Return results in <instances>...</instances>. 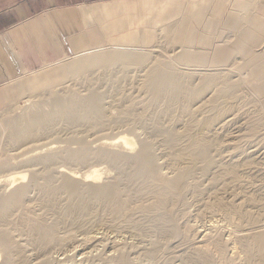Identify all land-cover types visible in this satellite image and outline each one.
<instances>
[{
    "label": "rangeland",
    "instance_id": "374dc122",
    "mask_svg": "<svg viewBox=\"0 0 264 264\" xmlns=\"http://www.w3.org/2000/svg\"><path fill=\"white\" fill-rule=\"evenodd\" d=\"M115 13L110 40L100 36L93 48L15 79L0 108V198L28 184L19 206L0 213V264H264V0H146ZM232 16L241 30L228 23ZM182 20L194 29L185 47L170 30ZM237 40L250 45L252 60L238 52ZM222 49L230 51L227 58ZM119 52L144 59H116ZM183 52L191 56L188 65L178 56ZM94 57L101 61L93 64ZM189 74L193 89L150 103L148 85L157 77ZM206 80L210 89L191 102ZM91 92L102 100L98 119L90 112L88 119L55 122L26 143L8 139L9 124L28 108L61 109ZM199 134L209 148L193 162L199 147L189 137ZM39 145L45 146L33 150ZM80 151L75 159H45ZM112 155L125 158L127 171ZM94 169L102 176L92 183L86 179ZM70 172L84 195L95 191L85 223L60 222L35 182L52 177L55 194ZM20 173L28 175L8 180ZM161 184L173 197L158 206ZM30 219L55 225L49 242L38 245Z\"/></svg>",
    "mask_w": 264,
    "mask_h": 264
},
{
    "label": "bare ground",
    "instance_id": "6f19581e",
    "mask_svg": "<svg viewBox=\"0 0 264 264\" xmlns=\"http://www.w3.org/2000/svg\"><path fill=\"white\" fill-rule=\"evenodd\" d=\"M187 20H182L178 24H174V26L171 25L172 27L170 28V30L172 31L171 33H173L174 40L178 41V39L180 38L179 41H182L184 43V44L180 45L181 47H185V46L190 45V42H191L190 36H192L194 38V29L193 28L190 29V24L187 22ZM239 20H240L239 16H238V18L236 16H232L231 18H229L228 23L234 29L241 30V27H240L241 23ZM247 22H248V20H247ZM250 29H251V27H250ZM242 32H244V35L247 37V39H249V42H251L252 41L251 32L249 30H247L246 28ZM235 42H236V45L238 46V49H239L238 52H243L247 56L249 61L252 60L253 53H252V48L250 47V45H248V43L245 44L244 42H242L240 40H237ZM218 52L222 56H225V58H227L230 54V51H228L227 49L218 50ZM112 55H114L116 59H120V60L123 58L131 59L130 61L127 60V62H132L133 60L138 59V57H141L142 59H144V55H140V54L134 55V53H130V52L129 53L119 52L116 54L114 53ZM112 55L109 54V55L103 56L102 58L103 59L104 58H110ZM178 56L181 58L180 59L181 62H184L185 65H188L189 62L187 60L190 61V58H191V56L188 54V52H183V53L179 54ZM91 61L93 64H97L98 62L101 61V59L99 60L97 57H94L93 59H91ZM121 62H123V61H121ZM122 64H124V63H122ZM156 80L157 81L153 80L154 84L148 85V88L151 91V101H150L151 104H155V103L159 102L160 100H163L164 98H170L171 96H176L177 94L184 93L187 90H191V89H193V87L196 86L193 84V87H192L190 74L187 78H185V80H183V76H180V75L172 76V77L170 76L169 78L164 77V76H159V78L157 77ZM206 81L207 82H204V85L201 88L195 89L190 94L189 100L191 102L195 100L194 98L197 97L199 95V93H201L202 91H208V89H210V86H208V85H210L211 81H209V80H206ZM212 81H213V79H212ZM227 81H225V82H227ZM149 82H151V81L149 79H147L146 84H148ZM156 82L158 84H155ZM212 84H214V81ZM223 85H225V84H223ZM223 88H224L223 86L218 87V89H220V92H222V91L224 92L225 89L223 90ZM209 98L213 101L215 100L214 95L211 97L209 96ZM205 99H207V98H205ZM183 103L185 104L186 101H184ZM171 105H172V103L166 104L167 107H170ZM101 106H102V100H101L100 96L94 92H91L87 96V98H84V97L79 98L77 101V104L70 103V102L63 103V106L61 109L50 108L49 111L48 110L44 111L40 106L34 105V106L28 108L24 112L22 117H20L16 120H13V122H11L9 124V126H8L9 127L8 128L9 129V131H8L9 138L8 139H10V141L12 143H15V144H20L21 142L26 143L28 139H33L37 135L43 134L45 131L48 130L47 127L51 126L55 122H59V121L72 122L75 120L88 119L87 116L90 114V112H93L94 116H96L95 118L98 119V116L102 113ZM219 112L214 113V114H216L218 116ZM156 130H158V129H156ZM189 131H190V128L187 132H189ZM189 138L191 139V144L195 145L196 147H199L198 155H195L192 158V161L194 162L200 158V155H203L205 153V150H208L209 140L205 134H199V135H197L196 138L194 136L189 137ZM120 139L123 140L125 145H127L131 148L135 147L136 140L134 138L128 137L126 135H122V136H120ZM44 146L45 145L35 146L33 148V150L44 148ZM92 151H93L92 153H94V152L99 151V150L93 149ZM83 153H84L83 151H80L74 155H67L66 153H60V154H56V155L54 154L53 156L45 158V159L48 162L52 161L54 158H62V159L63 158H65V159L74 158L75 159V158L81 157L83 155ZM70 156H72V158ZM95 156H97V155H95ZM108 157L110 158V155ZM215 160H218V159H214L212 161L216 162ZM112 162L115 163V165L119 168V170L121 172L127 171V168L129 167V165L125 161L124 157L113 156ZM209 164H211V162L207 163L206 166H208ZM47 166H48V164H47ZM217 166L219 167V165H217ZM228 169H229V166H228ZM135 173H137L136 169H135V171L130 172V174H129V178H130L129 181L130 182L135 178V176H136ZM61 174H62V172H61ZM27 175H28L27 173L13 174V175L8 177V180H11L13 182H17V180H19V179L23 180V178L27 177ZM101 176H102V173L98 169H94L93 171H91L87 175L86 180L90 181L92 183H95V182H97V180L99 178H101ZM43 178H45V177H43ZM76 178H77V176L74 173L70 172L69 178L66 180L67 182L64 185H62L55 194L52 193V191H53L52 190V182L54 181V179L52 177H47V179L45 181L35 180V182L38 183V186L41 188V191L43 192V200H44L45 204L48 206V208H56V212H58L57 213L58 220L60 222H75V223L82 222V223H85L86 217L88 218L91 214H93L92 213L93 212V206H91V201L93 200L92 197L94 196L95 191L94 192L91 191L90 193L84 195V193L82 192V189L84 188V186H83V184L79 183V181ZM161 186H164V188H159V192L162 196V199L158 202V206L164 205L167 200H169L173 197L172 192L170 191V189L165 184H161ZM27 187H28V184L19 185L7 197L0 198V213L2 216H6L7 214H9L13 210L14 206H17V205L19 206L18 202L21 201V197L26 192ZM23 198H24V196H23ZM103 199H104L105 203H107V204L111 203L112 198L110 195L109 188H107L104 191ZM30 229H31V232H32L34 238L36 239V242L38 243V245L42 246L46 242L50 241V239L54 233L55 225H44L40 221H36V220L34 221V220L30 219ZM55 234H56V232H55Z\"/></svg>",
    "mask_w": 264,
    "mask_h": 264
},
{
    "label": "crops",
    "instance_id": "0c3cea01",
    "mask_svg": "<svg viewBox=\"0 0 264 264\" xmlns=\"http://www.w3.org/2000/svg\"><path fill=\"white\" fill-rule=\"evenodd\" d=\"M144 1L0 0V108L15 79L110 40L116 9Z\"/></svg>",
    "mask_w": 264,
    "mask_h": 264
}]
</instances>
